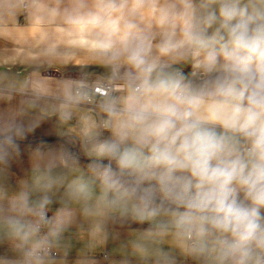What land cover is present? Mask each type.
I'll list each match as a JSON object with an SVG mask.
<instances>
[{
  "label": "clouds",
  "instance_id": "1",
  "mask_svg": "<svg viewBox=\"0 0 264 264\" xmlns=\"http://www.w3.org/2000/svg\"><path fill=\"white\" fill-rule=\"evenodd\" d=\"M21 16L35 45L28 76L0 75V264H68L81 222L88 251L138 226L112 264H264V0H0V33ZM80 55L99 71H48ZM76 112L79 150L34 139Z\"/></svg>",
  "mask_w": 264,
  "mask_h": 264
},
{
  "label": "crops",
  "instance_id": "2",
  "mask_svg": "<svg viewBox=\"0 0 264 264\" xmlns=\"http://www.w3.org/2000/svg\"><path fill=\"white\" fill-rule=\"evenodd\" d=\"M19 27L10 24L8 30L0 33V75H6L8 77H15L18 79H24L29 75L30 70L24 64V53L27 49L35 45V38L32 34V30L27 27V21L21 16L18 20ZM90 61L85 55L77 56L74 59L73 64L65 67L63 65H53L48 71L57 70L61 74L68 71H77L78 73H89L90 71H99L98 69H89L88 64ZM53 76H57L52 74ZM16 103V101H13ZM6 107L5 104L0 103V109ZM81 112L74 113L72 119L67 124L60 123L57 116H53L48 119L41 128L38 129L35 137L46 138L51 135H64L65 139L77 140L74 146V150H79L78 134L83 121L81 119ZM88 162V161H87ZM87 162H81V165H85ZM31 170V161L27 154H24L22 160L18 161L13 166V171L19 178H25ZM135 225H120L110 224L108 229L113 233L114 237L109 239L106 244H102L100 247L92 251H88L85 248V243L89 236L90 226L87 222H81L77 227H74L68 234L70 242V251L68 264H81L86 259L95 261V264H112L113 261L119 260L121 257L117 251L122 241L128 239V234ZM7 249L0 247V255L6 254ZM181 264H191L190 261Z\"/></svg>",
  "mask_w": 264,
  "mask_h": 264
},
{
  "label": "water",
  "instance_id": "3",
  "mask_svg": "<svg viewBox=\"0 0 264 264\" xmlns=\"http://www.w3.org/2000/svg\"><path fill=\"white\" fill-rule=\"evenodd\" d=\"M49 72L52 73V74H55V75L61 74V72H59L57 70H52V71H49ZM68 72H73V71H68ZM74 73H78V72L74 71Z\"/></svg>",
  "mask_w": 264,
  "mask_h": 264
},
{
  "label": "trees",
  "instance_id": "4",
  "mask_svg": "<svg viewBox=\"0 0 264 264\" xmlns=\"http://www.w3.org/2000/svg\"><path fill=\"white\" fill-rule=\"evenodd\" d=\"M34 139L37 141V142H39V141H42V140H44L45 138H36V137H34ZM87 162V160H85V159H82L81 160V162Z\"/></svg>",
  "mask_w": 264,
  "mask_h": 264
}]
</instances>
